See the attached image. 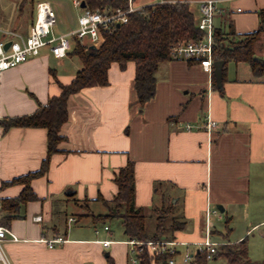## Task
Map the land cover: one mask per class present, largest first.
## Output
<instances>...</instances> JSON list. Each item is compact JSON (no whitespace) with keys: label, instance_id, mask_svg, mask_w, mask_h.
Wrapping results in <instances>:
<instances>
[{"label":"crops","instance_id":"1","mask_svg":"<svg viewBox=\"0 0 264 264\" xmlns=\"http://www.w3.org/2000/svg\"><path fill=\"white\" fill-rule=\"evenodd\" d=\"M161 1L132 0L136 8ZM219 6V33L246 36L264 28V0H222ZM76 9L80 17L83 8ZM78 19L62 35L76 30ZM34 22L24 23L19 35L27 37ZM72 52L58 59L43 49L38 58L0 78V226L17 238L2 244L10 264H109L110 259L132 264L122 221L117 219L121 229L114 235L106 221L96 218L108 214L104 202L117 195L115 178L129 161L135 164L136 207L155 216L173 207L171 218L185 226L171 241L186 254L190 246L199 247L208 230L219 246L256 233L264 238V76L256 77L246 62L233 61L224 64L222 89L214 85V73L196 61L161 64L156 95L143 108L134 88L136 65L113 64L108 86L85 88L69 98L68 121L60 132L65 140L48 172L31 182L37 200L21 204L6 225L10 214L2 211V201L19 198L25 189L8 183L41 170L48 131H5L2 122L33 115L59 97L61 87L83 69ZM254 53L264 59V34ZM209 119L217 129H206ZM96 204L106 214H95L91 206ZM212 209L217 213L208 219ZM223 220L225 232L215 227ZM240 222L245 227L237 231ZM59 239L64 243L49 247Z\"/></svg>","mask_w":264,"mask_h":264},{"label":"trees","instance_id":"2","mask_svg":"<svg viewBox=\"0 0 264 264\" xmlns=\"http://www.w3.org/2000/svg\"><path fill=\"white\" fill-rule=\"evenodd\" d=\"M81 1L85 2L88 10L104 13L117 8L126 9L129 0ZM195 1L199 0H178L144 7L130 15L127 24L114 26L111 33L102 30V40L93 51L89 50L88 45H81L77 41L72 54L80 58L83 69L77 73L70 85L61 87V95L52 98L47 106H42L33 115L2 122L5 131L11 128H44L48 131V157L43 162L41 170L8 183L24 185L25 189L19 198L2 201V211H8L10 214L6 217V225L16 217L14 215L21 204L37 200L31 182L48 172L51 157L58 152L59 144L65 140L60 132L68 121L69 98L85 88L108 86V72L111 66L118 64L125 69L132 62L136 65L134 88L138 103L143 108L156 95V75L160 65L173 60L171 48L180 42L204 38L192 10ZM263 34V27L256 33L246 36L217 32L214 46L215 62H246L250 64L256 77L264 76V59L257 58L254 53V45ZM214 85L216 86L215 77ZM115 183L118 187L117 195L111 203L103 201L109 212L107 215L96 217L99 221L119 219L122 221L126 237L142 242L160 241L164 237L171 241L175 239L176 232L183 230L184 223L171 218L173 207H170L156 211L155 231L153 233L148 231L145 212L136 207L134 162L129 161L127 166L120 170ZM174 257L170 254H151L145 250L139 256V260L140 264H169V260ZM214 258L222 259L225 264H255L249 255L248 239L236 244L220 245ZM208 262L207 252L198 251L193 257L192 264ZM109 264H114V261L110 259Z\"/></svg>","mask_w":264,"mask_h":264},{"label":"built area","instance_id":"3","mask_svg":"<svg viewBox=\"0 0 264 264\" xmlns=\"http://www.w3.org/2000/svg\"><path fill=\"white\" fill-rule=\"evenodd\" d=\"M222 0H199L193 2L198 6L199 16L196 17V22L199 30L204 33V38L199 40H192L187 42H180L171 48V57L177 61H196L202 69L209 75L214 73V46L215 35L217 33L215 27V19L221 15L223 10L219 6ZM167 2H178L163 0L159 4ZM76 8H82V1L76 0L74 2ZM143 8H136L132 0L128 1L126 9L117 8L113 11H91L87 8L83 9L81 16L78 19V28L65 35L56 36L54 28L57 26L58 17L49 2H39L36 6V19L30 29L27 37H22L18 34H8L2 32L0 39V78L4 72L16 68L19 65L28 63L33 59L38 58L43 49L48 48L51 54L58 58H65L73 51L74 44L79 41L81 45H88V47H98L102 40V30L107 33L112 32L114 26L127 24L129 16L141 11ZM238 12H241L239 9ZM9 35L12 36L9 39ZM7 44L10 46L7 48ZM218 128V123L208 120L206 129L209 131ZM215 210H209L207 213L208 219L211 215L216 214ZM40 222L41 217L35 218ZM108 229V228H106ZM8 237L12 241H17V238L12 232L0 226V261L3 264H10L5 256L2 244ZM49 247L53 248L55 244H62V239L50 241ZM111 242H104V247H109ZM130 253L133 256L132 264H140L139 256L148 250L151 254H170L177 255V243L168 240L142 242L137 240H129ZM219 244L212 241L211 231H207L205 240L199 244L201 248L199 251H206L208 260H212L216 253ZM193 255L187 253L184 256L185 263H189L193 259ZM174 263V258L169 260V264Z\"/></svg>","mask_w":264,"mask_h":264},{"label":"rangeland","instance_id":"4","mask_svg":"<svg viewBox=\"0 0 264 264\" xmlns=\"http://www.w3.org/2000/svg\"><path fill=\"white\" fill-rule=\"evenodd\" d=\"M50 2L58 16L57 26L54 28V33L56 36L62 35L67 29L74 28V23L79 17V10L76 9L72 0H0V39L2 38V32L8 34H23V24L31 23L36 18L35 5L38 2ZM192 10L194 11L196 17L199 16L198 6L192 5ZM12 36L9 35V39ZM95 214H106L107 210L99 204L91 206ZM256 217V216H254ZM260 217V216H259ZM107 226L111 227L113 234L116 235L118 230L121 229V222L117 219L107 220ZM214 222V220H213ZM156 216L152 214L146 215V227L150 233L155 231L156 227ZM101 226H104L102 223ZM231 228H234V223L229 225ZM217 230L225 232L226 220L222 222H217L215 224ZM245 227V224L240 222L238 224L237 231ZM232 234V233H231ZM231 236L232 239L234 236ZM256 235V236H255ZM260 234L256 233L249 237L248 246L250 251V256L255 264L264 263V238L258 236ZM116 238V237H114ZM113 238V239H114ZM200 250V247L190 246V255H195ZM178 254L174 257L175 264H192V261L189 263H184L183 259L187 252L185 247H177ZM131 254V253H130ZM208 264H225L222 259L213 258L209 260Z\"/></svg>","mask_w":264,"mask_h":264},{"label":"water","instance_id":"5","mask_svg":"<svg viewBox=\"0 0 264 264\" xmlns=\"http://www.w3.org/2000/svg\"><path fill=\"white\" fill-rule=\"evenodd\" d=\"M83 9L86 8V4L85 2H82V6H81ZM10 45L7 44V48L9 47ZM96 47L95 46H91L89 48V50H95ZM224 62L223 61H219V62H215L214 64V77H215V80H216V84H217V87L218 89H222V83H223V68H224ZM165 238H163L164 240Z\"/></svg>","mask_w":264,"mask_h":264}]
</instances>
